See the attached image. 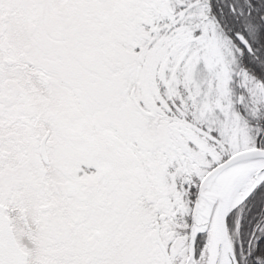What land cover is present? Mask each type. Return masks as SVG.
I'll return each instance as SVG.
<instances>
[{"label": "snow or ice", "instance_id": "1", "mask_svg": "<svg viewBox=\"0 0 264 264\" xmlns=\"http://www.w3.org/2000/svg\"><path fill=\"white\" fill-rule=\"evenodd\" d=\"M0 264H264V0H0Z\"/></svg>", "mask_w": 264, "mask_h": 264}]
</instances>
